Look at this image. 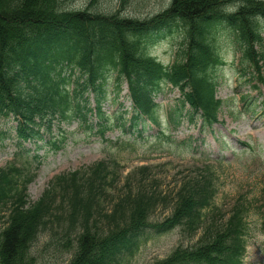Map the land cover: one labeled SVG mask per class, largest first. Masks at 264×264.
<instances>
[{
  "label": "trees",
  "instance_id": "trees-1",
  "mask_svg": "<svg viewBox=\"0 0 264 264\" xmlns=\"http://www.w3.org/2000/svg\"><path fill=\"white\" fill-rule=\"evenodd\" d=\"M127 1L120 0L122 8ZM232 3L238 7L231 12ZM91 6L64 11L62 0H0V120H16L21 141H39L45 124L51 130L55 121L70 122L83 110L85 123L95 111L96 126L105 137L110 127L102 100L110 72L116 74L118 90L124 81L128 84L133 104L129 129L139 134L151 126L161 129L155 96L165 83L179 89L183 109L189 106L192 112L191 122L199 116L203 127L215 125L224 105L217 98L215 77L217 67L225 63L218 46L221 27L229 28L240 45L249 66L244 74L255 68L264 84V53L257 51L264 43V0H172L162 13L145 20L121 18V9L113 15L93 13ZM175 26L183 27L184 48L172 66H165L147 52L144 40L171 33ZM75 73L79 75L73 80ZM89 94L97 100L94 111ZM184 118L179 114L175 123L180 125ZM53 144L59 148L56 141ZM119 168L113 156L87 170L55 176L33 204L27 193L33 176L21 177L22 171L13 165L1 170L0 207L8 206L9 215L0 233V264H38L32 247L59 218L67 222L65 234L76 237L68 264H129L146 229L167 233L180 227L196 241L179 244L153 264H243L248 237L255 230L250 223L253 212L264 236V207L246 195L226 218L213 215L217 189L212 167L182 180L173 211L162 223H149L158 197L146 189V167L126 178L125 188L131 192L111 210L104 209L103 198L122 181ZM133 176L140 179L133 183ZM133 186H138L135 193Z\"/></svg>",
  "mask_w": 264,
  "mask_h": 264
},
{
  "label": "rangeland",
  "instance_id": "rangeland-1",
  "mask_svg": "<svg viewBox=\"0 0 264 264\" xmlns=\"http://www.w3.org/2000/svg\"><path fill=\"white\" fill-rule=\"evenodd\" d=\"M172 0H128L124 8L120 0H62L64 11L87 10L113 15L122 9L121 17L145 20L156 16L171 5ZM237 3L229 5L234 11ZM264 29V24H262ZM184 30L181 26L173 31L155 33L147 41V52L166 66L172 65L184 48ZM264 38V31H263ZM219 53L225 65L217 67V97L224 105L218 123L203 127L200 118L190 122L186 116L180 125L176 118L181 112L185 116L189 108H181V93L170 84H163L156 97L160 106L161 129L151 126L143 134L129 129L133 117L132 104L128 98L125 83L117 89L116 74L110 72L105 84L102 107L109 119L105 137L98 129L91 130L98 121V115H90L85 123L79 115H73L70 122L55 121L49 130L42 127L39 141H22L16 132L17 122L13 118L1 119L0 129V171L11 165L22 171L23 178L32 177L28 185V200L36 203L49 189L55 176L87 170L94 163L116 157L120 162L119 185L108 191L103 198L104 209L111 210L120 198L128 195L126 178L142 167L148 168L146 189L158 198L157 208L150 215L151 224L161 223L173 211L174 200L181 182L189 176H200L202 168L212 167L216 177L215 217L228 216L234 203L246 195L255 200L259 207L264 203V85L257 79L253 69L247 77L240 76L241 68L249 67L243 61L240 45L229 28H219ZM264 53V43L257 48ZM264 77V61L260 63ZM256 70V69H255ZM248 72V71H247ZM258 73V71H257ZM71 70L64 72L69 76ZM78 73L72 78L78 77ZM90 107L95 109L96 97L90 96ZM192 113V112H189ZM141 126H138V130ZM107 139V140H106ZM56 141L59 148H55ZM195 173V174H193ZM133 183L140 177L133 176ZM138 186H133L132 192ZM135 189V190H134ZM60 200V199H59ZM211 212L207 213L209 215ZM9 207H0V233L7 226ZM257 215L250 218L255 227L248 237V249L243 264H264V236L258 229ZM66 221L54 219L32 247V255L38 264H68L76 249V237L65 234ZM139 250L130 258L129 264H153L166 258L179 244L192 245L196 239L188 237L183 229L176 228L167 233L146 229L141 236Z\"/></svg>",
  "mask_w": 264,
  "mask_h": 264
}]
</instances>
